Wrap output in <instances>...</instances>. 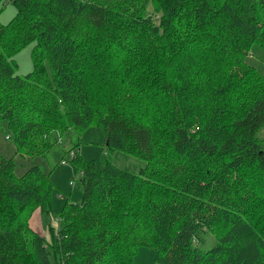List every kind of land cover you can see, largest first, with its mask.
Here are the masks:
<instances>
[{"label": "trees", "instance_id": "16d2710c", "mask_svg": "<svg viewBox=\"0 0 264 264\" xmlns=\"http://www.w3.org/2000/svg\"><path fill=\"white\" fill-rule=\"evenodd\" d=\"M8 4L0 128L16 152L0 154V264H134L140 247L157 264H264V74L247 62L264 51V0H0V13ZM95 126L144 166L96 169L77 153L81 200L56 211L51 172L17 175L14 157ZM36 211L58 216L50 240Z\"/></svg>", "mask_w": 264, "mask_h": 264}, {"label": "rangeland", "instance_id": "374dc122", "mask_svg": "<svg viewBox=\"0 0 264 264\" xmlns=\"http://www.w3.org/2000/svg\"><path fill=\"white\" fill-rule=\"evenodd\" d=\"M17 9L13 4L5 6L0 13V24H7L16 14ZM33 44L21 50L14 57L17 62L16 74L25 75L33 70V63L31 59V50ZM247 62L258 68L264 74V51L255 47L247 58ZM9 134L5 124L0 128V154L6 158H11L15 152V145L11 140L6 138ZM257 138L264 148V127L257 133ZM106 135L100 127H89L83 131H70L66 136H61L59 143L56 144L44 157L38 158H22L15 156L14 161L16 165V174L20 175L25 170L32 166H38L44 172H51V179L54 184L52 193L54 209L57 211L61 209L65 203V196L69 197L73 202H79L82 197V187L79 178H75L76 166L70 157L68 151L77 147V153L84 162H91L96 169L107 162H111L114 166L129 171L131 173H138L144 166V162L136 157L127 155L123 152H110L106 148ZM65 157V158H64ZM68 161L67 165L61 163L62 159ZM74 182V186L70 183ZM64 195V196H63ZM44 219H52L56 224L59 219L55 214L44 215ZM32 218V217H31ZM200 246L209 249L215 243L214 240L207 234H200ZM206 241V245L204 244ZM134 264H157L155 262V250L140 247L134 257Z\"/></svg>", "mask_w": 264, "mask_h": 264}, {"label": "crops", "instance_id": "0c3cea01", "mask_svg": "<svg viewBox=\"0 0 264 264\" xmlns=\"http://www.w3.org/2000/svg\"><path fill=\"white\" fill-rule=\"evenodd\" d=\"M44 215H41L40 212L36 211L33 215L32 218L30 219L29 223L30 226L33 230H35L38 234L43 236L45 239H51V231L50 229L52 227H57L58 226V220L55 223L52 222V219H44Z\"/></svg>", "mask_w": 264, "mask_h": 264}, {"label": "built area", "instance_id": "2783aa9c", "mask_svg": "<svg viewBox=\"0 0 264 264\" xmlns=\"http://www.w3.org/2000/svg\"><path fill=\"white\" fill-rule=\"evenodd\" d=\"M76 155H77V152H76V151H69V152H68V157L71 158L70 161H71L72 159H74V158L76 157ZM61 163H62L63 165H67V164H68V161H66L65 159H63ZM78 177H79L78 175H75V178H76V179H77ZM71 184L74 185L75 183H74V182H71Z\"/></svg>", "mask_w": 264, "mask_h": 264}]
</instances>
